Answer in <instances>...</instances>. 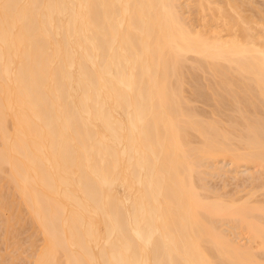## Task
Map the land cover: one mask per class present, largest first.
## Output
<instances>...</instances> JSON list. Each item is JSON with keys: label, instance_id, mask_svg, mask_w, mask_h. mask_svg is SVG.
Segmentation results:
<instances>
[{"label": "bare ground", "instance_id": "6f19581e", "mask_svg": "<svg viewBox=\"0 0 264 264\" xmlns=\"http://www.w3.org/2000/svg\"><path fill=\"white\" fill-rule=\"evenodd\" d=\"M0 217L28 264H264V0H0Z\"/></svg>", "mask_w": 264, "mask_h": 264}, {"label": "rangeland", "instance_id": "374dc122", "mask_svg": "<svg viewBox=\"0 0 264 264\" xmlns=\"http://www.w3.org/2000/svg\"><path fill=\"white\" fill-rule=\"evenodd\" d=\"M222 164H223V163H222ZM240 170H242L243 172H245V171H244V170H245L244 167L240 168ZM240 173H241V172H240ZM215 176H216V175H215ZM216 177H217V178H216ZM216 177L209 176V178H210L209 183L211 182L212 185H215V184H213V182H214V183L217 182V183H216L217 187H219V184H220V187H221V186L223 187V184H222L223 182H221V181L223 180V179L221 180V177H222V176L219 175V177H218V176H216ZM209 178H208V179H209ZM222 178H223V177H222ZM219 179H220V180H219ZM233 181H234V180L232 179L231 182L233 183ZM218 182H219V183H218ZM234 182H235V181H234ZM232 183H230V185H231ZM221 184H222V185H221ZM228 185H229V184H228ZM230 185H229L228 187L226 186V187H227L226 190H231V189L236 188V185L234 186V184H232V186H234V187L231 186L232 188H230ZM229 188H230V189H229ZM238 188H239V187H238ZM7 212H8V211H6V214H7ZM1 216H2V215H1ZM0 218H1V217H0ZM2 220H3V216H2ZM0 221H1V219H0ZM1 222H2V221H1ZM19 225H21V224H19ZM22 225H23V224H22ZM22 225H21V227H23ZM3 226H4V225H3ZM3 226H2V223H1V227H3ZM1 227H0V229H1ZM17 227L19 228L20 226H17ZM21 227L18 229L19 234L17 233V235H18V236H16L17 238H14V239H13L12 235H11V236L9 235V237H8L9 239L6 238V239H8V240H11V239H12V240H11L12 242L9 241V242H10V243H9V242L7 241V244H6V241L4 242L3 237H2L3 242H1V240H0V243H3L2 245L0 244V248L4 251V252L2 253V250L0 249V254H1V257H2V259L0 258V262H3V264H7V263L10 264V262H8V257H7V254H8V253L10 254V255L8 254L9 256H11V255L14 256L16 253H18V251H21V250H19L20 248L18 249V247H17V246H19L18 244L21 243V245L24 244V245L27 246V244H28L27 242H30V240H32V237L35 236V235H32V234H33V229H31L32 231H29L30 229L27 230V231H29V232L27 233V231H25L26 229L22 228V229H23V233H24V234H23V233L21 232V231H22ZM3 228H4V227H3ZM3 228H2V230H0L1 232L3 231ZM19 230H20V231H19ZM24 231H25V232H24ZM1 232H0V236L2 235ZM20 232H21V233H20ZM31 232H32V233H31ZM25 233H27V234L25 235ZM28 234H29V235H28ZM34 234H35V233H34ZM3 235H4V234H3ZM3 235H2V236H3ZM19 235H20V236H19ZM22 235H23L24 237H23ZM30 235H32V236H30ZM21 236H22L23 238H22ZM25 236H26V237H25ZM10 237H11V239H10ZM27 237H28V238H27ZM24 238H25V239H24ZM0 239H1V237H0ZM6 239H5V240H6ZM21 239H22V240H21ZM16 240H19V241H18L19 243H18V242H15ZM24 240H25V241H24ZM27 240H28V241H27ZM34 240H36V241L34 242L35 245H36V248L34 247V249H37V247L39 248V246H37V244H38V245L41 244V238H40V236L37 237V238L35 237ZM13 241H14V242H13ZM21 241H22V242H21ZM26 241H27V242H26ZM39 241H40V242H39ZM38 242H39V243H38ZM8 243H9V245H8ZM15 243H18V244H15ZM4 244H5V245H4ZM11 244H12V245H11ZM7 245H8V246H11V247H9V250H10V251H8V252H7V249H8ZM13 245H14V246H13ZM16 245H17V246H16ZM29 245H30V244H29ZM29 245H28L27 247H26V246H25V247L22 246L23 248L20 246L23 250H24V248H25L24 252H22L23 250L21 251L22 255L20 254V255L18 256V257H20V258H19L20 260L18 259V260L16 261V260L13 258V256H11L12 259H14V262H11L12 264H14V263H15V264H28V263H29V262H28V257L30 256L29 254L32 253V250L30 251V249L28 248ZM3 246L6 247V251H5V249H4ZM15 246L17 247L18 250L15 248ZM10 248H11V249H10ZM14 248H15V249H14ZM11 250H12V251H11ZM27 250H29V251H27ZM15 251H16V253H15ZM25 251H26V253H27V252H31V253L26 254ZM4 253H7V254H4ZM23 253H24V255L26 254L27 256H26V255L24 256ZM3 254H4V255H3ZM28 255H29V256H28ZM3 256H4V257H3ZM11 257H9V258H11ZM15 257H17V254H16ZM24 257L27 258V259H24ZM22 258H23V260H22ZM29 258H30V257H29ZM25 260H26V262H25ZM6 262H7V263H6ZM0 264H1V263H0Z\"/></svg>", "mask_w": 264, "mask_h": 264}]
</instances>
